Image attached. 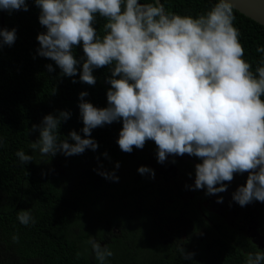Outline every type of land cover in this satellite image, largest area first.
I'll return each instance as SVG.
<instances>
[{
    "label": "clouds",
    "instance_id": "1",
    "mask_svg": "<svg viewBox=\"0 0 264 264\" xmlns=\"http://www.w3.org/2000/svg\"><path fill=\"white\" fill-rule=\"evenodd\" d=\"M33 2L46 29L37 36L39 56L54 61L62 76L79 74L80 82L90 86L97 82L94 69L109 66L111 72L106 107L86 100L87 91L79 94L84 135L73 129L61 139L59 129L71 112L50 113L30 129L39 132L30 144L33 152L54 157L96 151L99 144L92 131L122 121L117 140L121 151L131 153L153 141L159 163L169 156L196 157L200 162L195 164L191 188L206 189L209 196L227 191L235 174L247 172L246 184L233 192V201L242 207L264 202V56L255 70L245 59L231 0H216L197 16L166 9L161 0ZM0 10L28 11L29 3L0 0ZM100 19L102 34L96 26ZM16 38L15 28H0V49L13 45ZM81 45L83 55L77 58L74 50ZM256 51L264 53V46ZM47 70L53 72V65ZM3 144L0 136V147ZM16 156L22 165L33 161L22 149ZM138 172L155 177L146 165ZM99 174L119 181L115 171ZM17 219L25 226L36 223L30 209L18 211ZM12 241L19 243V235ZM87 244L98 264H108L114 255L94 237ZM178 251L184 260L195 256L184 246ZM245 264H264V251L249 252Z\"/></svg>",
    "mask_w": 264,
    "mask_h": 264
},
{
    "label": "trees",
    "instance_id": "2",
    "mask_svg": "<svg viewBox=\"0 0 264 264\" xmlns=\"http://www.w3.org/2000/svg\"><path fill=\"white\" fill-rule=\"evenodd\" d=\"M161 1L166 9L193 16L207 12L216 3ZM28 3V11L5 12V27L15 28L17 38L13 45L0 49V136L4 138L0 147V264H98L87 244L90 237L112 249L114 255L108 264H240L239 250L232 248L230 256L224 255L226 246L246 249V240L233 233L228 234L227 241L221 237L211 253L207 251L211 244L207 238L192 245L187 238L167 242L160 236L164 225L157 217L155 222L151 218V207L156 209L161 204L160 192L152 187L150 174L138 172L145 162L155 170L156 165L148 160L154 159L157 148L148 141L143 149L121 151L117 140L122 121L92 131L99 144L96 151L89 149L73 156L58 153L54 157L33 152L30 144L38 139L39 132L30 129L47 114L71 112L59 129L61 139L68 138L73 129L84 135L79 94L87 91L86 100L106 107L110 87L107 77L111 72L109 66L94 69V86L80 82L79 74L62 76L54 61L37 54V36L46 29L39 22L40 10L33 0ZM233 12L245 59L255 70L264 56L256 51L264 46V25L235 8ZM1 14L2 10L3 28ZM103 23L100 19L96 25L101 34ZM74 51L77 58L82 56V45ZM48 64L53 65V72L47 70ZM21 149L33 156L28 165H22L16 156ZM100 171H115L119 181L104 178ZM165 206L169 213L171 205ZM21 209L31 210L34 225L19 222L17 213ZM14 234L19 235V243L12 241ZM179 246L189 252L199 251L200 255L184 260Z\"/></svg>",
    "mask_w": 264,
    "mask_h": 264
},
{
    "label": "flooded vegetation",
    "instance_id": "3",
    "mask_svg": "<svg viewBox=\"0 0 264 264\" xmlns=\"http://www.w3.org/2000/svg\"><path fill=\"white\" fill-rule=\"evenodd\" d=\"M148 161L156 165L151 184L160 192L161 199L156 209L151 207L153 216L150 217L154 222L156 217L161 220L159 223L164 225V233L160 236L165 241L187 238L192 245H199V239L203 243L207 238L211 241L207 251L211 253L214 245L219 246L221 237L227 241L228 234L233 233L246 240V249L241 245L228 249L226 246L224 255L230 256L232 248L239 250L240 264H245L249 252L264 251V202L253 201L242 207L232 199L233 192L246 184L247 172L235 174L230 183L226 182L227 191L209 196L205 194L206 189L191 188L195 180V164L200 162L196 157L188 154L169 156L166 162L159 163L156 150L154 159ZM143 165L149 167L146 162ZM219 197H223L222 203L217 202ZM166 204L171 205L169 213ZM194 253L200 255L199 251Z\"/></svg>",
    "mask_w": 264,
    "mask_h": 264
},
{
    "label": "water",
    "instance_id": "4",
    "mask_svg": "<svg viewBox=\"0 0 264 264\" xmlns=\"http://www.w3.org/2000/svg\"><path fill=\"white\" fill-rule=\"evenodd\" d=\"M231 2L233 8L264 25V0H231ZM5 12L6 10H2L1 14L3 28H6Z\"/></svg>",
    "mask_w": 264,
    "mask_h": 264
}]
</instances>
